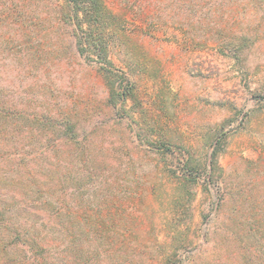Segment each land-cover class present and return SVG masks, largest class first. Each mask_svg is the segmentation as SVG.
I'll return each instance as SVG.
<instances>
[{
  "label": "rangeland",
  "instance_id": "374dc122",
  "mask_svg": "<svg viewBox=\"0 0 264 264\" xmlns=\"http://www.w3.org/2000/svg\"><path fill=\"white\" fill-rule=\"evenodd\" d=\"M0 0V264H264V0Z\"/></svg>",
  "mask_w": 264,
  "mask_h": 264
},
{
  "label": "trees",
  "instance_id": "16d2710c",
  "mask_svg": "<svg viewBox=\"0 0 264 264\" xmlns=\"http://www.w3.org/2000/svg\"><path fill=\"white\" fill-rule=\"evenodd\" d=\"M68 12L76 23L75 43L83 57H99L108 61V42L106 36V10L102 0H66ZM108 63V62H107Z\"/></svg>",
  "mask_w": 264,
  "mask_h": 264
}]
</instances>
